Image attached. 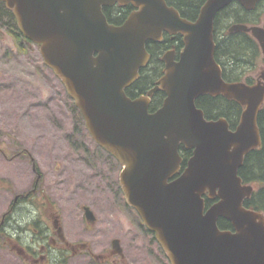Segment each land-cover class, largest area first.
Returning <instances> with one entry per match:
<instances>
[{
  "label": "water",
  "instance_id": "water-1",
  "mask_svg": "<svg viewBox=\"0 0 264 264\" xmlns=\"http://www.w3.org/2000/svg\"><path fill=\"white\" fill-rule=\"evenodd\" d=\"M19 32L39 47L42 61L74 101L92 140L119 165L125 202L153 233L169 264H264V218L245 209L252 188L238 170L261 143L257 116L264 101V71L247 85L226 82L214 59V18L237 1L246 10L258 0H207L191 22L165 0H1ZM132 5L120 25L103 8ZM180 34L184 47L162 56L163 75L145 95L125 89L149 61L148 41ZM249 33L264 55V28L234 24ZM165 98L148 112L156 92ZM222 96L243 107L234 130L225 118L206 120L196 107L201 96ZM180 147L192 151L186 166ZM215 200L206 207L204 196ZM218 198V201H217ZM89 223L95 217L83 207ZM234 232L220 231L217 220ZM115 253L121 249L112 241Z\"/></svg>",
  "mask_w": 264,
  "mask_h": 264
},
{
  "label": "rangeland",
  "instance_id": "rangeland-1",
  "mask_svg": "<svg viewBox=\"0 0 264 264\" xmlns=\"http://www.w3.org/2000/svg\"><path fill=\"white\" fill-rule=\"evenodd\" d=\"M8 15H0V215L13 194L31 187L36 167L37 190L48 195L69 243L59 257L65 264H169L136 212L115 188L106 190L107 178L118 177L120 166L98 150L38 46L13 38ZM83 206L94 222L85 221ZM25 214L23 208L14 212L19 219ZM39 216L51 224L48 207ZM113 239L120 253L112 251ZM0 264L22 263L0 251Z\"/></svg>",
  "mask_w": 264,
  "mask_h": 264
},
{
  "label": "flooded vegetation",
  "instance_id": "flooded-vegetation-1",
  "mask_svg": "<svg viewBox=\"0 0 264 264\" xmlns=\"http://www.w3.org/2000/svg\"><path fill=\"white\" fill-rule=\"evenodd\" d=\"M206 1L207 0H201L199 2L197 11H195L194 16L182 17L181 12L174 5L175 1L169 0L168 2H166L165 0L166 4L176 9L182 18H185L191 22L195 21L198 18L200 9ZM232 3L239 4V2L237 1H233L230 4ZM177 5L179 6V4ZM112 7L113 9L110 12L111 16L118 15L120 17L126 14V17H127L130 12L135 10V8L131 5L117 6V7L112 6ZM258 9H260L258 13L255 12L252 17V19L255 22L250 23L248 25L250 26L257 25V26L264 28V0H258L256 2L254 9L252 10L244 9V10L257 11ZM117 10H119L120 12L118 13ZM216 18H217V14L215 15V18H214V33H213L215 47H216L215 39L217 36V31H215ZM230 27H231L230 24L225 25V29H224L225 34L243 33V32H229ZM222 36L223 35H220L219 38H221ZM178 37L181 38V44L179 43L177 39ZM148 43H163L164 45L162 50L158 52V55H159L158 59L160 63H158V68H157L159 73L158 75H156L154 79V85H155V82L163 75L164 62L162 61V56L168 51H173L174 60L177 61L179 59L180 52L183 50V47H184L183 37L178 33L170 35L164 32L162 34L161 40L148 41ZM258 49L260 52V56L258 58L259 60L257 61L256 66L253 67L254 64H253V55H252V59H250L249 62L245 64L244 69H242L241 71L239 70L235 71L236 74L239 72L238 76L232 79V81H227V82H243L244 84H247V85H253L260 81L261 72L264 71V56L261 54L259 45H258ZM214 58H215V52H214ZM149 60H150V57H149ZM215 61L217 62L216 58H215ZM260 61H262V64H259ZM147 65L145 67H147ZM257 67L258 69L259 68L260 69L256 73ZM237 105L241 113L243 108L239 104ZM261 106H264V102ZM155 110H149V113H152ZM205 118L207 120H213L207 117ZM235 127H230V129L234 130ZM260 146H261V143L254 150L260 148ZM97 148L99 151H102L99 147ZM33 173L35 175V178L32 182L31 187L26 192L13 194L6 211L0 215V251H5L7 255H12L16 257L17 260L20 261L22 264H47L50 262H52L53 264H65V262L60 260L59 257L61 256V254L63 255V252L69 246V243L66 241L63 234L61 233L60 225L57 220V215L53 211L55 210V208L53 205H51L48 195L43 193L42 190H37L39 188L38 184L41 181V175H40V172H37L36 167H33ZM240 178L242 181V185H248L252 188L251 195L244 200V203H243L244 208L258 212L262 214L264 218V205L260 204L261 197L259 195L257 196L258 191L261 188H264V182L263 184H260L257 181L245 182L242 177ZM107 179H108V182L105 185L106 190H108L111 193L112 190L115 188L118 193L117 195H120L123 197L121 188L119 185L118 177H115L114 175V178L108 177ZM217 201H218V198H217ZM46 207H48V210H49V219L51 220L50 225L45 223L44 219L39 216L40 209H45ZM20 208H23L26 210L25 216H21V219L17 218L14 215V212L18 211ZM217 227L220 231L234 232V229L231 223L224 218H219L217 220ZM21 237H23V239Z\"/></svg>",
  "mask_w": 264,
  "mask_h": 264
},
{
  "label": "trees",
  "instance_id": "trees-1",
  "mask_svg": "<svg viewBox=\"0 0 264 264\" xmlns=\"http://www.w3.org/2000/svg\"><path fill=\"white\" fill-rule=\"evenodd\" d=\"M169 0H166L168 2ZM175 1V6L181 12L182 17H191L195 15L197 11L198 4L201 0H173ZM177 4H179V7ZM118 5H114L117 7ZM113 7L103 8V13L107 21L114 25H119L126 19V14L122 16L114 15L111 16L110 12ZM257 11H246L239 4L232 3L228 7H225L223 10L217 13L215 31H217L216 36V47H215V58L217 63L220 64L222 69V77L226 81H232L236 78L239 72L236 74L235 71H241L244 69L245 64L252 59L253 55V67L256 66L257 61L259 60L260 52L258 49L257 42L246 33H233L225 34L224 29L225 25L233 24H250L255 21L252 19L253 14ZM119 13L120 11L117 10ZM9 14L14 21V27H9L8 30L14 39L25 40L26 43H29L18 31L15 19L10 10H8L0 0V15ZM117 13V14H118ZM8 15V16H9ZM224 20V21H222ZM121 21V22H120ZM226 22V23H225ZM225 23V24H224ZM12 28V29H11ZM220 35H223L219 38ZM181 44V38H177ZM164 47L163 43H148L146 44V50L150 54V60L147 67L139 71V77L137 80L129 87L125 89V93L130 98H136L139 95H144L148 90L154 86V79L158 75V63L159 55L158 52ZM23 48V47H22ZM25 48V46H24ZM24 51V49H22ZM252 67V68H253ZM165 97V94L162 92H156L151 98V103L149 110H155L159 108L162 104V101ZM72 108L76 116L81 120L80 113L75 108L73 101L70 99ZM196 106L201 109L204 113V116L213 120L218 118H225L230 127H235L237 125L240 109L234 101L225 99L222 96L211 97V96H201L196 100ZM78 113V114H77ZM257 123L261 136V146L260 148L250 151L244 159L243 165L238 171L239 177H242L245 182L257 181L260 184L264 182V106L260 109L258 114ZM25 152V151H24ZM30 159L31 163L34 162L33 157L25 152ZM192 155V151L180 148V156L183 161L181 164V171L186 166L188 158ZM261 197L260 204L264 205V188H261L258 191L257 196ZM213 201L208 199L205 196V204L208 207Z\"/></svg>",
  "mask_w": 264,
  "mask_h": 264
}]
</instances>
